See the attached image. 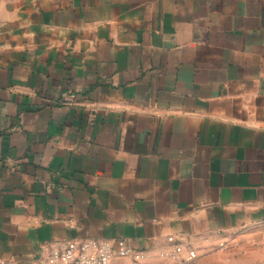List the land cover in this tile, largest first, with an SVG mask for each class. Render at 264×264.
I'll return each mask as SVG.
<instances>
[{
    "label": "crops",
    "instance_id": "1",
    "mask_svg": "<svg viewBox=\"0 0 264 264\" xmlns=\"http://www.w3.org/2000/svg\"><path fill=\"white\" fill-rule=\"evenodd\" d=\"M170 236L264 264V0H0V261Z\"/></svg>",
    "mask_w": 264,
    "mask_h": 264
},
{
    "label": "built area",
    "instance_id": "2",
    "mask_svg": "<svg viewBox=\"0 0 264 264\" xmlns=\"http://www.w3.org/2000/svg\"><path fill=\"white\" fill-rule=\"evenodd\" d=\"M168 242L172 246L163 253V256L168 258L171 264H194L196 259L194 250L185 249L172 236L168 238ZM112 243L107 239L94 238L68 240L60 249L46 257L42 264H115L112 261L115 255L120 258L131 257L136 261L143 258V252L127 247L124 240L119 239L115 244ZM0 264L4 262L0 261Z\"/></svg>",
    "mask_w": 264,
    "mask_h": 264
}]
</instances>
